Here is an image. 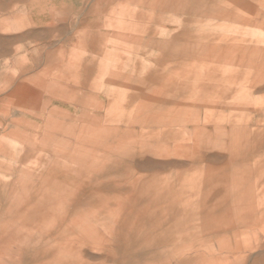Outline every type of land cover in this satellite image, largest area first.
<instances>
[{
	"label": "rangeland",
	"instance_id": "rangeland-1",
	"mask_svg": "<svg viewBox=\"0 0 264 264\" xmlns=\"http://www.w3.org/2000/svg\"><path fill=\"white\" fill-rule=\"evenodd\" d=\"M0 264H264V0H0Z\"/></svg>",
	"mask_w": 264,
	"mask_h": 264
},
{
	"label": "crops",
	"instance_id": "crops-1",
	"mask_svg": "<svg viewBox=\"0 0 264 264\" xmlns=\"http://www.w3.org/2000/svg\"><path fill=\"white\" fill-rule=\"evenodd\" d=\"M240 176L239 174H234L231 180V187L234 192V194L231 196L232 205H230L228 208L222 205L219 206V210L214 212L213 215L217 214L219 211H222L224 215L227 216V212L228 215L230 212L234 219L241 223L248 221L252 217L253 205L251 204L252 198L248 193L249 184L245 178ZM216 209L217 207L214 210Z\"/></svg>",
	"mask_w": 264,
	"mask_h": 264
}]
</instances>
